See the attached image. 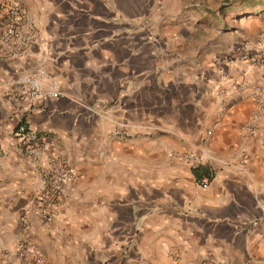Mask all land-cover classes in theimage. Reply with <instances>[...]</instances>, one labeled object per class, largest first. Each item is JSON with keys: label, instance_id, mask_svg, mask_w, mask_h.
Instances as JSON below:
<instances>
[{"label": "crops", "instance_id": "obj_1", "mask_svg": "<svg viewBox=\"0 0 264 264\" xmlns=\"http://www.w3.org/2000/svg\"><path fill=\"white\" fill-rule=\"evenodd\" d=\"M12 2L34 40L0 56V260L41 186L14 136L5 73L44 67L61 96L24 103L26 121L35 144L76 170L56 218L29 214L44 264H264V115L245 131L264 67L245 59L256 53L249 36L199 43L151 25L145 0L0 6ZM120 124L134 135H113ZM189 152L212 170L208 184L181 157Z\"/></svg>", "mask_w": 264, "mask_h": 264}, {"label": "built area", "instance_id": "obj_2", "mask_svg": "<svg viewBox=\"0 0 264 264\" xmlns=\"http://www.w3.org/2000/svg\"><path fill=\"white\" fill-rule=\"evenodd\" d=\"M34 40V24L27 16L26 10L18 3L12 2L0 6V56L20 55ZM251 65L264 67V53L258 52L252 57L246 56ZM49 82V87L43 86V80ZM4 93L10 99L17 113V123L14 136L19 140V149L26 160L37 161L41 176V186L31 199V209L24 212L20 219L22 234L10 247L2 250L0 264H44L43 254L30 235L32 222L29 214H33L41 223L52 221L63 206V195L66 186L75 178L76 170L61 156L46 154L43 148L35 144L33 133L26 121V111L23 104L32 105L35 101L44 102L47 99H57L61 96L58 80L44 67L33 72H6ZM258 107L252 113L245 126L249 137L257 128L258 121L264 115V96L260 90L255 93ZM117 137H132L134 133L126 124H120L113 130ZM192 166L199 165L201 157L189 152L181 156ZM248 159V153L243 149L242 163ZM210 180L204 177L200 184L206 185Z\"/></svg>", "mask_w": 264, "mask_h": 264}, {"label": "rangeland", "instance_id": "obj_3", "mask_svg": "<svg viewBox=\"0 0 264 264\" xmlns=\"http://www.w3.org/2000/svg\"><path fill=\"white\" fill-rule=\"evenodd\" d=\"M239 0H145L149 9L151 25L158 27H180L193 32L194 38L200 42H205L209 38L222 40L229 38L230 41L238 36H246L254 43L256 53H264V0H248L253 7L257 8V13L246 10L249 4L222 15L221 20L209 17L201 19V13L195 12L197 6H208L214 10H219L226 6L227 2L233 3ZM251 8V9H252ZM222 14L221 12L219 13ZM250 52V51H248ZM254 53V54H256ZM251 55L252 53H248ZM230 57V55H227Z\"/></svg>", "mask_w": 264, "mask_h": 264}, {"label": "trees", "instance_id": "obj_4", "mask_svg": "<svg viewBox=\"0 0 264 264\" xmlns=\"http://www.w3.org/2000/svg\"><path fill=\"white\" fill-rule=\"evenodd\" d=\"M246 4H251L248 0H239L238 2H227L226 6H223L219 12L217 10H214L208 6H203V8H201V6H197L194 8L195 12L201 13L200 17L201 19H208L209 17L215 18V19H219L221 20L222 15L227 14L228 12H234L236 11V9L239 10V8H235L237 6L242 7L243 9H245V5ZM252 5H250V7H247L246 5V10H250V11H254V13H257V8L253 7L252 9ZM222 13L221 15L219 13ZM193 171L197 177L198 181H201L204 177L208 178L209 180L212 179L213 177V172L212 170L209 168V166H204V165H199L193 168Z\"/></svg>", "mask_w": 264, "mask_h": 264}]
</instances>
